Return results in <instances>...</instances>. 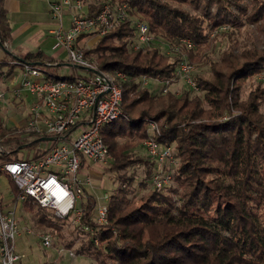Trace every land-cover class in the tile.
<instances>
[{
	"label": "trees",
	"instance_id": "obj_1",
	"mask_svg": "<svg viewBox=\"0 0 264 264\" xmlns=\"http://www.w3.org/2000/svg\"><path fill=\"white\" fill-rule=\"evenodd\" d=\"M5 1L0 0V50L5 55L0 70L8 68L5 78L17 70L12 65L17 60L50 72L62 66L64 62L42 52L15 56ZM194 1L199 0H96L87 5L88 16L96 17L109 2L128 3L133 19L147 23L157 40L179 48L173 55L159 46L131 52L136 31L127 22L86 51L87 57H96L100 72L121 71L127 76L121 85L125 118L102 129L114 158L109 171L121 173V184L109 201L106 225L93 220L94 197L88 200L83 220L94 231L87 233L85 251L99 264H264V88L258 85L246 98L242 96L247 82L264 73V52L246 49L237 55L232 48L224 51L219 62L210 64L209 77L197 75L200 94L195 96L187 86L182 97L171 92L156 96L139 88L141 77L159 82L175 79L184 58L190 64L206 65L210 36L220 27L238 28L244 21L264 20V0H255L251 14L243 20L231 13L235 8L245 15L238 0H202L209 9L216 7L213 18L175 6ZM150 122L160 131L156 141L173 147L176 154V186L165 192L146 184L155 162L133 153L137 141L143 145L151 137ZM42 138L1 126L0 162L17 160L22 148H34ZM138 166L145 169L140 189L148 193L134 202L130 197L136 180L128 171ZM9 181L17 194L14 182ZM23 207L35 215L40 227L60 230L68 224L30 201ZM96 237L106 248L95 244Z\"/></svg>",
	"mask_w": 264,
	"mask_h": 264
},
{
	"label": "built area",
	"instance_id": "obj_2",
	"mask_svg": "<svg viewBox=\"0 0 264 264\" xmlns=\"http://www.w3.org/2000/svg\"><path fill=\"white\" fill-rule=\"evenodd\" d=\"M131 11L128 3L109 2L98 16L89 17L79 0H59L51 4L50 15L57 22L51 31L53 49L65 50L68 65L87 74L60 76L42 66L17 61L12 64L18 70L0 83L1 110L17 106L23 112L27 111V134L52 139L49 140L52 144L40 147V153L35 156L0 164V176L11 179L17 189V194L9 200L0 195V264H23L26 258L17 249V240L22 235L19 213L26 202L51 211L57 220L67 221L85 233L94 232L83 223L89 200L87 190L95 188L91 176L83 171L90 166L88 161L102 166H111L114 161L104 143L102 129L125 118L121 85L127 76L121 71L100 72L97 60L86 56L89 49L84 44L89 37L100 39L117 26L132 22L136 35L130 48L133 51L152 49L157 39L147 23L133 19ZM225 26L219 29L228 30L229 26ZM181 42L192 45L186 39ZM162 45L168 48V55L179 52L178 46ZM172 81L139 79L145 86L161 84L160 91L164 95L179 82L193 92H199L194 67L186 60L180 62L176 79ZM7 90L12 94L11 98L6 94ZM149 127L151 137L143 146L156 169L146 184L149 189L163 192L164 188L176 186V154L173 147L156 141L155 137L160 135L158 126L150 122ZM79 129L81 132L76 135ZM110 197L106 194L108 203H99L95 209L93 220L99 226L108 223ZM27 233L31 234V230ZM39 237L45 249L53 248L55 236L52 232H43ZM94 242L100 245L99 238L96 237ZM57 252L61 256L75 257L73 252L64 249Z\"/></svg>",
	"mask_w": 264,
	"mask_h": 264
},
{
	"label": "rangeland",
	"instance_id": "obj_3",
	"mask_svg": "<svg viewBox=\"0 0 264 264\" xmlns=\"http://www.w3.org/2000/svg\"><path fill=\"white\" fill-rule=\"evenodd\" d=\"M81 1L85 8H87L88 3L96 2V0H87L85 3L84 0ZM240 3V6L242 8V13L245 15L241 16V11L237 10L235 8L231 9L232 14L240 18V20H243L245 17H247L249 14H251L252 9L254 8L255 0H238ZM33 4L36 5V9L30 10L31 12L23 11L22 17L23 20L26 21V24L30 27L28 28V31H32L33 29L37 30L38 34L36 35L38 41L39 39H42L43 41H47L45 43L44 52L48 53L50 56V52L48 51V42L49 36L47 30L43 28L42 24L46 22H51L52 24H57L55 20L52 19V16L48 12V0H37L33 1ZM176 7H179L181 9H184L188 11L191 14H198L202 15L203 13L206 14L208 17L213 18V16L216 15V7L212 6L211 9L207 6V3H204V1H194L192 4H176ZM15 18H13L14 20ZM66 20H69V17L66 16ZM229 26L228 30H220L214 31L213 34H211L210 38L213 39L209 42V47L207 49V55L208 60L206 61V65H200V63H193L191 64L194 67L195 70V78L197 75H202L204 77H209L210 74V64L214 62H219L221 60L222 54L224 51H227L229 49H233L234 54L240 55L243 51L246 49H253L257 52L262 51L264 52V20L259 21L258 23H249L247 21L242 22V25L238 28H233L230 24H226L225 27ZM228 28V27H227ZM39 30V31H38ZM132 39V38H131ZM130 39V41H131ZM99 40L97 36L91 37V39H88V41H85L84 44L86 49H91L94 47L95 43ZM128 41V42H130ZM35 42V39L30 41L27 44V47H33ZM133 42V39L132 41ZM167 42L165 40H157L156 46L162 47L161 51L168 53V48L166 45ZM50 46V45H49ZM131 52L133 50L130 48ZM166 49V50H165ZM92 58L94 55L91 56ZM66 58V57H65ZM183 60H186L188 63L189 60L187 58H184ZM14 65V64H12ZM8 68H3L0 70V83H4L3 80L5 76L7 75ZM51 71L55 73L56 75L60 76H70L72 73L74 74H87L84 70L74 68L73 66L68 65L67 62H64L62 66L51 68ZM152 79V78H149ZM176 79V78H175ZM173 79V81L175 80ZM157 81V80H156ZM172 81V80H171ZM172 81V82H173ZM176 82V81H175ZM261 86V88H264V73L254 77L253 79L249 80L247 84L243 88L242 96L246 98L249 93L257 86ZM139 88L148 90L150 94L152 95H160L161 94V84H154L150 86H145L142 83L139 82ZM186 85H184L182 82H179L173 86L170 87V92L178 97H182ZM6 94L9 96V98L12 97V94L10 92H6ZM197 94H200L199 92L195 93L192 92L191 96H195ZM2 106L0 105V127L3 128H10L11 130H15L19 133L27 134L26 129V117H27V111L23 112L17 106L12 107L10 109L1 110ZM14 108V109H13ZM263 113H264V105H263ZM150 128V127H148ZM81 132V129H79L75 134ZM125 140H120L121 143H123ZM52 142L46 141L39 143L38 146L34 148H23L20 150L18 159H26L27 156H35L40 153V147L49 146ZM136 147L133 150V153L135 156H141L146 157L148 156L146 149L142 145V143H139L138 141L135 143ZM149 157V156H148ZM17 159V160H18ZM4 162H0L2 164ZM89 163V164H88ZM87 166L83 174H87L91 176L92 179V185L95 187L94 189L88 188L87 194L90 197H94L96 199L97 204H107L108 202L105 200V195L108 194L112 197L113 194L116 193V189L120 186L121 181L119 179L120 174H114L109 171L111 166H102V165H94L91 164L88 161ZM1 174V173H0ZM128 175H132L135 177V185H134V193L131 195V199L134 202H138L141 200L148 192L144 189H140V182L144 180L145 176V169L144 167H134L131 168L128 171ZM145 180H147L145 178ZM124 184V183H123ZM125 186H127L125 184ZM168 191L167 188H164L163 192ZM14 194L12 187L10 185V181L8 177L1 175L0 176V195H3L5 197V200H9L12 195ZM110 197V198H111ZM175 198H178L175 196ZM97 207V205H96ZM95 213V212H94ZM20 225L22 229V235L17 240V249L20 250L22 253L25 254L26 259L23 260V264H99V262L93 258L90 257L89 253L85 251V249L88 247V237L87 233L83 232L79 227L73 225V224H65L61 226L60 230L57 229H48L44 227H40L36 222V217L33 213L27 212L24 208H21L20 213ZM94 217V214H93ZM28 230H31V234H28ZM50 231L55 236V241L53 248L51 249H45L42 246V242L40 239V234L43 232ZM103 246L106 248V245H98ZM58 249H64L66 251H71L74 253L75 257H69V256H61L58 254Z\"/></svg>",
	"mask_w": 264,
	"mask_h": 264
},
{
	"label": "crops",
	"instance_id": "obj_4",
	"mask_svg": "<svg viewBox=\"0 0 264 264\" xmlns=\"http://www.w3.org/2000/svg\"><path fill=\"white\" fill-rule=\"evenodd\" d=\"M33 1L37 0H6L5 1V8L8 12V18L9 22L12 27V44H11V50H13L15 56L17 57H23L24 55L28 53H37L42 52L45 57H49L52 59H55L59 62H68L67 60V52L63 49L60 50H54V38L51 35V31L56 27V24H52L51 22H46L42 24L43 28L47 30L48 36H49V42H48V51L50 52V56L48 53L44 52V46L47 41H43L42 39H39L38 41L36 35L38 34L37 30L33 29L32 31H28L29 25L26 24V21L23 20L22 13L23 11H29L36 9V5L33 4ZM43 1V0H41ZM59 0H48V12L50 14V6L51 4L57 2ZM13 18H15L13 20ZM39 31V30H38ZM35 39V42L33 47H27V44ZM91 39V37L87 38ZM50 45V46H49ZM4 52L0 50V61L4 59ZM66 57V58H65ZM17 60V59H16ZM18 61V60H17ZM18 70V67H17ZM16 70V71H17ZM15 71V72H16ZM74 74V73H72ZM78 74V73H77ZM20 253H22L20 250H18ZM24 254V253H22ZM25 255V254H24ZM26 259V258H25ZM24 259V260H25Z\"/></svg>",
	"mask_w": 264,
	"mask_h": 264
},
{
	"label": "water",
	"instance_id": "obj_5",
	"mask_svg": "<svg viewBox=\"0 0 264 264\" xmlns=\"http://www.w3.org/2000/svg\"><path fill=\"white\" fill-rule=\"evenodd\" d=\"M94 72L98 74L97 71H94ZM49 140H52V139H51V138H42V139L40 140V142L49 141Z\"/></svg>",
	"mask_w": 264,
	"mask_h": 264
}]
</instances>
